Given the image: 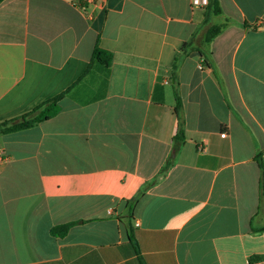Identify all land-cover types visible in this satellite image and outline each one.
<instances>
[{"label": "crops", "instance_id": "1", "mask_svg": "<svg viewBox=\"0 0 264 264\" xmlns=\"http://www.w3.org/2000/svg\"><path fill=\"white\" fill-rule=\"evenodd\" d=\"M218 1L212 67L177 62L184 143L163 170L171 66L204 6L0 0V124L62 95L54 116L0 133V264H264V0Z\"/></svg>", "mask_w": 264, "mask_h": 264}, {"label": "trees", "instance_id": "2", "mask_svg": "<svg viewBox=\"0 0 264 264\" xmlns=\"http://www.w3.org/2000/svg\"><path fill=\"white\" fill-rule=\"evenodd\" d=\"M204 17L203 25L205 26V31L203 36L197 40V34L186 42L180 53L176 56L174 63L171 66L170 75V85L173 89L174 106L173 113L176 117V133L172 140V155L166 161L164 169H167L169 161H173L176 153L184 143V123L182 119V105L177 92V82L175 79V72L177 70V62L179 57L188 56L190 53H198L202 62L208 67H212L210 53L207 51L206 47L225 29V23H212L209 24L210 18H218L221 16L222 11L220 9L218 0H206V5L204 6ZM111 54L101 50L97 46L94 47L91 57L90 64L96 63L103 67H107L111 62ZM90 68V66H89ZM62 95H59L53 99H50L41 105L34 108L32 111L10 121H6L0 124V133L13 132L17 130H22L33 126L34 124L43 122L50 117L54 116L58 111L59 107L57 105ZM256 161L260 169V179H259V195L260 199H264V166L262 161V156L258 154L256 156ZM74 223H68L61 226L53 228L52 233L56 236H64L70 227ZM259 232L264 231V228L259 229ZM130 241L134 244V239L129 235Z\"/></svg>", "mask_w": 264, "mask_h": 264}, {"label": "built area", "instance_id": "3", "mask_svg": "<svg viewBox=\"0 0 264 264\" xmlns=\"http://www.w3.org/2000/svg\"><path fill=\"white\" fill-rule=\"evenodd\" d=\"M73 1L83 11L86 9V7L83 6L84 4H85V6L93 4V2L95 0H73ZM194 3H196L197 5H200V6H205L206 0H194ZM224 136H225V134H221V137H224ZM4 161H5V159L0 155V163H3Z\"/></svg>", "mask_w": 264, "mask_h": 264}, {"label": "rangeland", "instance_id": "4", "mask_svg": "<svg viewBox=\"0 0 264 264\" xmlns=\"http://www.w3.org/2000/svg\"><path fill=\"white\" fill-rule=\"evenodd\" d=\"M215 19H216V20H215L216 23H220V17L215 18ZM167 89H168V90H171L172 88H171V86H170V87L168 86Z\"/></svg>", "mask_w": 264, "mask_h": 264}]
</instances>
